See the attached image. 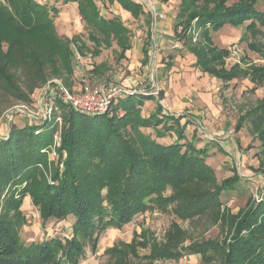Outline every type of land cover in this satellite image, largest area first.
Returning <instances> with one entry per match:
<instances>
[{
	"label": "trees",
	"instance_id": "trees-1",
	"mask_svg": "<svg viewBox=\"0 0 264 264\" xmlns=\"http://www.w3.org/2000/svg\"><path fill=\"white\" fill-rule=\"evenodd\" d=\"M62 1L77 4L83 34L92 42L94 54L115 45L117 61L125 57L131 33L120 17H104L95 0ZM116 1L134 18L144 14L136 0ZM228 1L183 0L175 26L176 32L180 27L177 36L209 75L223 81L246 77L262 84L264 65L234 64L227 68L225 59L230 51L216 47L211 32L229 24L244 26L247 33L256 36L261 33L259 27H264V10H257L258 0H237L227 5ZM58 13L55 6L38 0H0V97L17 101L15 104H31L32 94L54 78L72 88V40H80L82 50L88 49V44L82 34L69 39L58 33L53 19ZM197 31L206 46L192 42ZM249 46L261 51L254 42ZM213 49L219 51L212 53ZM93 69V75H104L108 70L102 63ZM162 94L161 90L158 96L134 93L119 99L108 112L95 115L75 111L69 103L56 99L66 109L57 154L60 161L62 152L66 157L62 172L58 166L51 170L53 184L43 168L48 170L45 150L59 132L56 117L29 122L24 116H16L10 122L9 137L0 139V207L6 205L0 210V264H78L84 258L85 246L91 245L94 250L106 229H123L136 216L156 207L168 208L182 220L207 216L226 229L225 237L191 240L187 231L172 222L163 241H151L147 255H139L137 245L130 242L128 253L134 258H146L150 261L146 264H152L158 258L194 255L210 264H264V198L256 201L250 196L237 212L223 205L222 192L235 189L240 176L235 170L217 180L214 168L205 161L208 144L198 146L195 135L186 138V122L181 124L180 117L161 115ZM153 97H157L156 111L143 117L139 105ZM254 114V128L264 154V98L238 119L236 130ZM21 119L25 122L20 126L17 122ZM158 126L162 130L159 135L173 131L176 139L163 144L142 130ZM204 139L216 142L215 138ZM6 190L8 195L2 198ZM26 195L37 208L42 225L72 217V235L25 244L18 229L26 224L19 210L20 200ZM144 241L138 244L143 246ZM122 251L114 249L118 257H128Z\"/></svg>",
	"mask_w": 264,
	"mask_h": 264
},
{
	"label": "rangeland",
	"instance_id": "rangeland-1",
	"mask_svg": "<svg viewBox=\"0 0 264 264\" xmlns=\"http://www.w3.org/2000/svg\"><path fill=\"white\" fill-rule=\"evenodd\" d=\"M237 0H229L227 2V5H231L235 3ZM39 2L55 6L59 13L53 16L54 24L57 27V31L61 36L68 35L70 39H72V36L75 35V33L78 32L79 29L82 28V37L84 40H86L88 44V49L82 50V44L80 40H72L73 44H71V48L74 51L73 52V69L74 73L71 75L70 80L72 84L71 90H78L80 89L81 85H96L98 84V80H102L104 78L111 79V81H117V82H123L125 79L129 78V76H135V73H140V71L137 69L132 72L130 68H128V62L125 60L116 61V54L112 51L111 48L102 50V53L100 55L94 54L92 52V42L87 39L86 34L84 35V29L82 26V22L79 18H76V12L74 11V6L69 3H63L62 0H39ZM97 5L99 7V10H101L102 14L106 17H110L112 14H116L118 16H121V11L116 9L111 4H108L107 1L103 0H96ZM257 10H264V0H258V2L255 4ZM125 24H127L131 30L132 34L131 37L137 36V30L140 29V34H144L143 27H138L134 19L132 18H126L123 20ZM228 26V25H227ZM261 30V33H258V35L253 36L252 34H247V41L250 39L254 42L255 45H257V49L264 52V27H259ZM242 29L244 30L245 27L242 26ZM200 32V30H199ZM240 32V30L238 31ZM237 32V33H238ZM66 33V34H65ZM195 34V32H194ZM216 33L211 32V36L213 38H216ZM235 37V36H233ZM195 38V39H194ZM194 38L192 39V42L200 46H206V44H202V37L198 35L197 33L194 35ZM246 41V43H247ZM218 44L215 46L218 48H223L227 45V47L231 46L230 48L238 49V55L239 58L245 56L246 59H249L251 61L253 60H259L262 64H264V59L262 58V53L259 51L258 53L255 52L253 49H250V47L246 46V43H232L229 44H220V38L219 41H217ZM234 45V46H233ZM239 47L242 49L240 50ZM78 50V51H77ZM212 53H217L219 49H213ZM243 51V54L241 52ZM209 53L210 55L212 54ZM237 55V57H238ZM99 60L104 61L105 64H108L109 70L104 71V75H93V68L91 66H95L96 61L99 62ZM257 62V61H256ZM143 75H141V78L145 81L148 80L150 77L149 72L146 69H141ZM146 70V71H145ZM135 72V73H134ZM93 75V76H92ZM55 79V78H54ZM61 82L60 79H57ZM98 81V82H97ZM144 81V82H145ZM49 83L45 84V86L37 89L32 96L31 99L33 102L31 104H25L29 110L32 112H37L38 109L42 108L41 106L46 105L52 106V115L51 116H59L60 120H55L56 128H58V133L53 136V145L48 148V150H45V154L47 157L46 163L48 165V170L43 168V171H45V176L48 179V182L50 184H53L52 181V169L55 168V166H58L59 171L63 168V160L65 159V153L62 152V161L59 160V156L57 154L58 148L61 146L60 138H61V130L62 127L65 125L63 121V112H65V108L61 106V104L56 101V99L52 97L53 95L57 97V87L58 84L56 82H52L50 87L46 86ZM145 84V83H144ZM232 85H235L233 83H230V86L228 89L220 90V101L221 104L224 106V108L227 106L226 104H236L240 106L242 105H254L256 100L260 98L262 94H264V87L259 88L257 91L250 92V91H242L240 94V89H244L245 83H240V86L238 84V87H232ZM133 88L135 87L132 86ZM51 88V89H49ZM51 92H50V91ZM40 98L43 99L42 105L40 104ZM62 100V99H60ZM63 101V100H62ZM17 101L10 100V98L6 97H0V108H2L0 112V121L1 118H4L5 115V109L8 108V106L15 104ZM19 105H22L18 103ZM17 105V104H15ZM237 109V107H236ZM4 111V112H3ZM226 111H230L229 108L226 107ZM61 115V116H60ZM237 116H233L231 119V125L234 127V121L236 120ZM23 120V119H21ZM18 121V120H17ZM16 121V122H17ZM15 122V123H16ZM25 122L18 121V125H22ZM214 128H219L218 122H213ZM229 125V124H228ZM200 135V133L198 134ZM203 135V133H202ZM204 136V135H203ZM203 136H198L197 141H202ZM208 136L211 137L212 135L208 133ZM236 136V135H235ZM240 138V147L239 149L245 151V154H247V161L251 164L247 166H252V170L255 174L245 177L242 176V180L240 183L237 184L235 189L228 190L225 192H222V201L223 205L226 208H229L232 210V212H237L239 208H242L245 203L247 202L248 198L252 196L254 198V191L258 187H260V179L258 177L259 173L264 169L260 170L258 168L260 166L259 161L264 160V154L260 153L259 148V140L256 136H253L251 132L249 131L247 126H244L242 131L240 132V135H238ZM203 138H206L205 136ZM236 138V137H235ZM260 153V154H259ZM253 162V163H252ZM62 172V171H61ZM252 172V173H253ZM216 178L218 181H221L223 177H226L227 175L231 174L232 172L227 169L224 171H220L217 169ZM262 173V172H261ZM260 173V174H261ZM8 195L7 190L6 194L2 196V198ZM6 198V197H5ZM4 198V199H5ZM4 199L1 200V203L4 204ZM21 203L19 205V210L21 212V215L24 216V222L25 225L21 226L19 228V235L21 237V240L27 244L31 241H41V239L54 237V236H61V237H70L72 235V228L69 227L70 223L72 222V217L67 218L65 220H54L49 221L46 224L42 225V221L40 218V215L38 214L37 208L32 204V201L30 200L29 195H26L21 200ZM6 205H1V208H5ZM4 210V209H3ZM14 213V212H12ZM12 215V214H11ZM21 221V218H20ZM23 221V220H22ZM172 222H176L178 225H180L185 231H187L188 237L191 240L201 241L202 239L206 238H220L223 239L226 234V229L222 228L220 224L218 223H212L210 219L207 216H201L200 218H193V219H185L182 220L178 218L172 211H169V209L164 208L160 209L156 207L153 210L144 211L142 215L136 216L130 223L124 226L123 229H119L116 227L108 228L106 229L98 239V243L96 244L94 250L91 249V245L85 246V251L83 255V259L78 264H146L149 263L146 258L142 260L139 258H134L135 256L128 253V244L130 242L137 245V253L141 256L147 255L152 247V240H158L163 241L164 235L167 231H171ZM143 230V231H142ZM145 240L143 246H140L138 242H141L142 240ZM150 240V241H149ZM123 249L122 253L124 251L125 254L128 255V257L122 258L118 257V253H114V249ZM152 264H210L208 262H205L200 259L199 256L190 255L187 257H181L176 259H160L154 260Z\"/></svg>",
	"mask_w": 264,
	"mask_h": 264
},
{
	"label": "crops",
	"instance_id": "crops-1",
	"mask_svg": "<svg viewBox=\"0 0 264 264\" xmlns=\"http://www.w3.org/2000/svg\"><path fill=\"white\" fill-rule=\"evenodd\" d=\"M103 1H107L108 4H111L116 9L119 8L121 11V16L116 14H112L111 16H118L122 21L126 18L137 20L136 24L138 27H143L144 34H140V29H138L136 37L130 36L131 46L129 49L125 50V57L122 58L128 62L127 67L130 68L132 72L138 69L141 74H136L134 72L135 76H129V78L125 79L123 82L111 81V79L109 80L106 78L100 79L98 80L99 82H97L104 84L114 83L127 87L135 85L134 89H142L146 81L141 78V75L144 74L141 69H146L150 77L160 86V90L163 93V99L160 100L163 110L161 115L180 117L181 124L186 122L185 135L188 139H191L193 135H195L196 138L200 135L203 136V132L211 134V140L214 138L216 139V142L209 141L211 142L209 143L203 136L202 141H197L198 146L208 144L209 155L205 161L209 166L214 168L215 172H217V169L220 171L229 169L232 173L227 176H230L236 170L240 178L242 176L249 177L255 174L251 168L252 166H247V164H251L247 161V154H245V151L242 149H239L240 138L238 135H240L244 126L248 127L253 136L257 135L256 129L254 128L256 115L248 116L243 121L239 130H236V124L242 115L253 109L254 106L264 98V94H262L260 98L256 100L255 104L251 106L245 104H240V106L236 104H226V107L230 110L226 111V107L224 108L221 104L219 91L228 89L230 83L235 84L232 85V87H238V84L240 86V83L242 84L243 82V84L245 83V85H247L244 89H240V94H242L241 92L244 90L254 92L264 87V82L262 84H255L246 77L223 81L202 70L197 64L196 55L188 49L183 39L177 36L180 27L177 32L175 31L176 21L183 0H136V3L140 4L144 11V14H141L138 18H134L131 12L120 6L116 0L112 2L109 0ZM71 4L74 6L76 18H79L81 21L79 12L77 11V4L74 2H71ZM99 11L102 14L101 10ZM103 16L106 17L105 15ZM125 25L130 29V33L132 34L131 28L127 24ZM239 30L240 32H238ZM81 31L82 28L79 29L75 35L82 34ZM215 33L217 35H215L216 38L212 36L214 45L218 44L217 41H219V38L221 41L220 44L225 43L231 45L234 43L235 45V43H246L248 37V33L245 29H242V26H237L236 28L229 24H225L223 28ZM65 36L69 38L67 34ZM244 37H246L245 40ZM252 42L253 41L249 39L246 46L250 47L249 44ZM224 47L230 51V55L225 59L227 68L234 64H240L243 67H248L253 63L262 64L259 60L255 59L251 61L246 59L245 56L239 58L240 56L238 55V49L235 48L236 46H234V48H230L231 46L227 47V45ZM144 48L146 52H144ZM111 49L113 51V49H116V46L113 45ZM239 49L241 50L242 48L239 47ZM253 50L257 53L259 52L256 49ZM101 53L102 51L99 55ZM241 54H243V51ZM101 63L105 64L104 61L99 60V62L96 61L95 65ZM105 65L109 70L108 64ZM91 67L93 68V66ZM156 106L157 97L144 99L143 103L139 105L141 115L143 117H149L156 111ZM232 114L233 116H237L234 121V127L230 124ZM262 121L264 125V120ZM213 122H218V126L220 127L214 128ZM142 130L151 134L152 137H155L163 144H168L176 139V135L173 131H168L159 135L158 132L162 131L161 126L157 128L143 127ZM199 133L200 135H198ZM256 137L258 139V136ZM258 145L260 148V142ZM219 146L222 150H219ZM259 164L260 166L258 168L262 170L264 168V160L259 161ZM261 172V174L259 173L258 175L261 180L260 185H262L264 181V172ZM227 176L223 178H227ZM240 180H242V178Z\"/></svg>",
	"mask_w": 264,
	"mask_h": 264
},
{
	"label": "built area",
	"instance_id": "built-area-1",
	"mask_svg": "<svg viewBox=\"0 0 264 264\" xmlns=\"http://www.w3.org/2000/svg\"><path fill=\"white\" fill-rule=\"evenodd\" d=\"M52 81L58 84L56 89L57 97L54 95L52 97L62 99L65 103H69L75 111L83 112L88 115L106 113L115 103L118 102L119 99L134 93L139 92L142 94H153L158 96V92L161 89L152 77H150V79L145 82L144 86H142V89L138 90L132 87L121 86L114 83H98L93 86L85 83V85H81L80 89L74 91L70 90L66 86L64 87V85L61 84V82L57 79ZM50 83L46 86V88L50 87ZM42 101L43 99L40 98L41 105ZM41 107L42 108L38 109L36 113L29 110L25 104H17L9 107L8 110H6L3 114L5 115L4 118H1L2 120L0 121V139H7L9 137V124L15 119L16 116H24L29 122H36L40 119L52 118L51 115L53 107L47 106L46 103ZM56 118L57 120H60L59 116ZM203 134L205 137L211 139L207 133L203 132ZM253 194H255L254 199L256 201L264 198V181L259 188L257 187L255 189Z\"/></svg>",
	"mask_w": 264,
	"mask_h": 264
}]
</instances>
